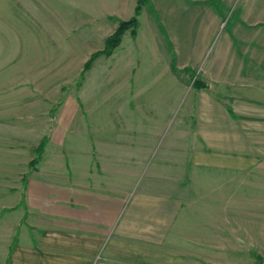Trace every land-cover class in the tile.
<instances>
[{
	"label": "crops",
	"instance_id": "1",
	"mask_svg": "<svg viewBox=\"0 0 264 264\" xmlns=\"http://www.w3.org/2000/svg\"><path fill=\"white\" fill-rule=\"evenodd\" d=\"M180 3L169 20L170 50L137 72L170 75L151 83L159 89L151 101L164 96L167 105L116 106L118 119L97 110L86 140L72 138L67 152L51 134L47 145L58 150L43 153L24 186L0 187V264H159L160 250L174 253L160 247L164 240H191L173 231L190 208L191 176L232 184L264 175V24L250 32L237 18L221 24V9ZM171 48L175 65L197 69L208 87L178 105L176 122L163 114L175 111L181 91ZM187 246L178 253L191 255Z\"/></svg>",
	"mask_w": 264,
	"mask_h": 264
},
{
	"label": "rangeland",
	"instance_id": "2",
	"mask_svg": "<svg viewBox=\"0 0 264 264\" xmlns=\"http://www.w3.org/2000/svg\"><path fill=\"white\" fill-rule=\"evenodd\" d=\"M181 1L0 0V187L24 186L43 153L58 150L47 145L51 134L53 139H64L62 152L69 150L72 138L85 141V122L97 119V110L107 119H118L116 106L167 105L164 96L152 102L150 93L159 90L158 85L152 88L153 80L163 83L170 75L137 72L145 65L150 70L154 61L163 59L165 48L170 50L169 20ZM188 2L221 9V24L236 23L237 18L239 23H250V32L264 24V0ZM133 16L137 19L134 32L125 30L109 55L90 59L104 48L118 23ZM171 50L175 83L181 91L175 111L163 114L176 122L183 118L178 105L193 103L196 91L208 87L197 69L175 65ZM150 113V109L142 111ZM170 130L169 126L163 129ZM43 137L46 142L32 165ZM257 165L264 167V160ZM203 178L213 180L204 183ZM233 178L238 181L221 184L215 177L191 176L190 208L172 228L189 234L191 240H164L160 247L174 253L164 255L167 250H160L159 264H264V175ZM202 195L209 200H198ZM186 246L191 255L179 254ZM198 248L206 254L193 255Z\"/></svg>",
	"mask_w": 264,
	"mask_h": 264
},
{
	"label": "trees",
	"instance_id": "3",
	"mask_svg": "<svg viewBox=\"0 0 264 264\" xmlns=\"http://www.w3.org/2000/svg\"><path fill=\"white\" fill-rule=\"evenodd\" d=\"M136 26H137V19L135 16L131 17L129 20L120 21L118 23L116 29L109 36L106 37L104 48L99 53H94L90 59L97 56V54L109 55L112 52V50L118 45L124 31L130 28L132 30V32H134V29L136 28ZM45 142H46V139L43 137L40 140L39 145L37 147L36 157L31 162L32 165L39 159V156L41 154V151H42V148H43V145L45 144ZM15 241H16V239H14V241L10 247L9 252L12 250V247H13ZM257 258L260 259L258 257V255H257ZM258 264H259V261H258Z\"/></svg>",
	"mask_w": 264,
	"mask_h": 264
}]
</instances>
